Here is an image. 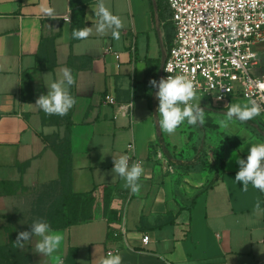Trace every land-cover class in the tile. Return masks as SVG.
Instances as JSON below:
<instances>
[{
	"label": "crops",
	"instance_id": "1",
	"mask_svg": "<svg viewBox=\"0 0 264 264\" xmlns=\"http://www.w3.org/2000/svg\"><path fill=\"white\" fill-rule=\"evenodd\" d=\"M104 2L123 21L119 39L110 30L95 31L92 7L98 0L86 7L84 28L92 26L93 32L83 40L71 35L77 29L71 0H0V182L10 183L0 189V247L16 244L19 232L30 230L35 212L44 214L51 207L43 204L52 193L48 190L59 193V160L47 137L63 138L69 130L72 191H97L94 219L55 230L63 240L51 257L36 252L34 241L18 247L29 255L28 264H65L68 259L98 264L116 251L122 264H264V192L251 184L245 191L234 180L237 158H246L251 144L264 143V131L241 123L224 143L211 186L176 185L159 151L157 89L149 83L159 80L174 37L168 2ZM41 5L52 7L55 15H44ZM64 67L76 77L71 94L77 103L64 116L46 114L35 102ZM260 68L264 74V57ZM107 96L118 105L132 103V114L116 118L117 108L106 102ZM131 143L135 152L128 150ZM120 155H127L130 164L143 162L137 193L112 171L113 156ZM107 188L112 192L106 209ZM110 231L119 236L109 240ZM71 250L75 253L69 258Z\"/></svg>",
	"mask_w": 264,
	"mask_h": 264
},
{
	"label": "built area",
	"instance_id": "2",
	"mask_svg": "<svg viewBox=\"0 0 264 264\" xmlns=\"http://www.w3.org/2000/svg\"><path fill=\"white\" fill-rule=\"evenodd\" d=\"M167 2L174 37L166 48L159 80L168 75L189 77L197 96L207 98L213 108L234 98L255 99L264 106V74L260 68L264 50H257L264 46V0ZM106 102L117 108L116 118L132 114V103L118 105L112 96H107ZM256 119L264 127V111ZM135 149L134 143L128 146L130 152ZM136 162L143 166L141 160ZM148 241L149 236H145L143 242Z\"/></svg>",
	"mask_w": 264,
	"mask_h": 264
},
{
	"label": "clouds",
	"instance_id": "3",
	"mask_svg": "<svg viewBox=\"0 0 264 264\" xmlns=\"http://www.w3.org/2000/svg\"><path fill=\"white\" fill-rule=\"evenodd\" d=\"M98 22L95 25V31L100 34H106L109 30L114 39L120 38V29L123 27V21L119 15L114 14L106 6L104 0H98L96 6L92 7ZM41 11L48 17L55 15V10L50 6L41 5ZM233 32L235 33V25ZM93 32V27L74 29L71 33L74 39L83 40L88 38ZM171 66L169 65V68ZM59 78L47 83V94L40 95L35 106L49 115H66L72 109L77 101L71 94V88L77 83L73 71L69 67L61 70ZM149 83L157 89L156 97L158 99V124L162 131L169 134L176 130L185 122L188 125L202 126L205 123V110L201 107L200 99L192 79L180 75H168L162 77L159 81L155 78ZM264 88V85H261ZM264 111V106L255 99L247 103H230L227 105L226 119L221 120L222 127L227 128L233 119L241 122H247L259 116ZM114 167L112 171L125 180V187L132 193L140 190V178L144 173L141 163L130 164L127 155L113 156ZM239 171L236 173L235 182L241 183L246 191L251 184L253 188L264 192V143L251 144L246 158H237ZM256 207H260L257 201ZM63 236L55 231L48 220L44 218L34 219L30 223V230L19 232L16 245L23 249L26 243L34 241L35 251L43 254L45 257H51L60 247ZM122 256L116 253H109L101 257L98 264H122Z\"/></svg>",
	"mask_w": 264,
	"mask_h": 264
},
{
	"label": "rangeland",
	"instance_id": "4",
	"mask_svg": "<svg viewBox=\"0 0 264 264\" xmlns=\"http://www.w3.org/2000/svg\"><path fill=\"white\" fill-rule=\"evenodd\" d=\"M197 97L201 100V107L205 110L204 125L193 126L185 122L172 134L161 130L162 136L166 138V148L170 157L164 153L163 149L159 150L162 152V160L165 161L168 169H173L176 185L193 188L196 184H202L204 187L212 185L216 172H220L224 143L233 138L234 131L242 126L237 119H233L227 128L221 126L220 121L226 119L227 105L247 103L243 98H234L220 108H213L207 98ZM168 172L172 174L170 169ZM193 177H196L198 181L192 179ZM48 193L50 194L48 202L43 204L45 209L48 205H54L56 201L55 191L48 190ZM35 213L37 216L33 217L34 219L43 214L42 212Z\"/></svg>",
	"mask_w": 264,
	"mask_h": 264
},
{
	"label": "trees",
	"instance_id": "5",
	"mask_svg": "<svg viewBox=\"0 0 264 264\" xmlns=\"http://www.w3.org/2000/svg\"><path fill=\"white\" fill-rule=\"evenodd\" d=\"M95 0H71L72 8V22L76 23L77 29H82L85 26L86 7ZM71 68V67H70ZM72 69V68H71ZM73 71V69H72ZM239 121V120H238ZM240 123L246 125L254 132L263 134V128L258 122L256 117L247 122ZM48 142L53 145V150L58 156L59 160V180L57 201L54 205H51L48 210L42 214V217L51 224L54 230H62L73 225L87 223L94 219V207H95V193L88 194H76L72 191L71 173H72V150L70 143V131L68 130L65 137L61 138L57 136H48ZM158 145L163 149L164 153L170 157L166 148L165 139L162 134L158 135ZM236 147V146H235ZM29 163L20 164V170L27 167ZM9 182H0V189L9 188ZM102 188L98 189L101 190ZM112 190H105L106 193V209L110 201V195ZM2 194L0 193V197ZM119 235L116 231H110L108 235L109 240L116 239ZM75 253V250H71L69 258ZM30 261L29 255H23L19 252L16 244L12 243L6 247H0V264H28ZM65 264H72L68 259Z\"/></svg>",
	"mask_w": 264,
	"mask_h": 264
}]
</instances>
